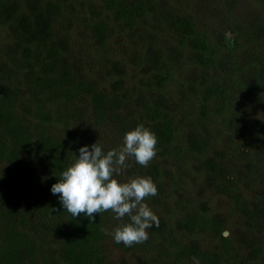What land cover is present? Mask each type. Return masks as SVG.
<instances>
[{
    "label": "trees",
    "instance_id": "1",
    "mask_svg": "<svg viewBox=\"0 0 264 264\" xmlns=\"http://www.w3.org/2000/svg\"><path fill=\"white\" fill-rule=\"evenodd\" d=\"M34 1L37 0H0V22L14 28L10 29L14 37L9 50L15 53L21 49L28 53L31 48L29 60L35 63L46 60L50 68L61 53L65 65L69 66L66 56L70 47L66 49L64 43H58L55 36L39 24L36 14L41 3L33 5ZM255 1L258 3L255 11L263 12L264 0ZM80 2L50 1L48 5L56 18L52 25L64 18L63 15L76 19L77 12L79 21L87 25L102 47L107 41V20L95 16L88 0ZM240 2L104 0L106 14H110V19L121 27L116 30V37L124 31L133 32L135 42L145 48L149 44L153 47L155 42L166 46L160 50L162 69L161 76L154 80L156 88L166 82L169 65L178 68L186 62L199 66L204 72L210 71L213 66L223 63L220 52L224 49L233 53L245 47L243 60L238 61L241 69L255 70L256 77H264V17L240 8ZM56 3L63 6H56ZM24 7L29 14L21 13L20 8ZM238 9L248 12L238 15ZM151 29L155 32L166 30L168 36L160 40L153 38L148 33ZM225 33L233 36L232 47L220 41V36ZM102 54L107 58V48L102 49ZM235 67L227 74L235 76ZM204 78L200 77L196 83L202 115L207 113L208 103L213 104L215 113L225 111L231 102L230 96L224 94V86L219 79L215 81L213 75L204 74ZM47 82L52 89V104L58 111L61 107L65 109L59 115L64 126H68L83 107L101 116L104 94L96 91L83 72L65 69L59 76L48 77ZM263 88L264 83L258 81L255 84V90ZM13 99L11 95L0 97V127L3 132H9L11 139L0 138V264H114L112 256L116 248L130 254L141 250L140 243L120 247L121 244L113 240L110 233L116 222L109 211L96 215L95 222H89L86 216L74 219L63 209L58 196L53 195L50 188L70 160L67 157L70 143L64 138L54 142L43 136L33 140L31 132L19 128L20 116L14 110ZM144 108L143 123L154 126L156 148L169 146L180 133L173 129L171 118L149 101L144 103ZM70 110H73L71 114ZM19 143L27 153H42V160L38 162L44 166L42 171L33 170L37 164L21 155L16 147ZM174 150L179 157L185 158L182 154L188 153L197 159L203 156L205 149L201 143L195 142ZM212 161L201 162L202 168L207 169ZM250 175L258 183L264 182V160L257 163L256 170ZM224 178L226 182L234 183L232 177ZM189 184H193L192 181L186 186ZM219 195L227 201L222 208L213 204V198L204 201L201 207L193 200L185 202V208L174 207L171 213L176 229L157 228L160 240L152 243L157 251L156 257L167 264H264V194L254 197ZM183 227L192 229L202 241L196 245L188 232H182L185 231Z\"/></svg>",
    "mask_w": 264,
    "mask_h": 264
},
{
    "label": "rangeland",
    "instance_id": "2",
    "mask_svg": "<svg viewBox=\"0 0 264 264\" xmlns=\"http://www.w3.org/2000/svg\"><path fill=\"white\" fill-rule=\"evenodd\" d=\"M50 1L53 0L33 2V5L41 3L36 19L55 36L58 43H64L66 49L70 47V53L66 56L69 66L65 65L61 53L50 68L46 60L42 63L29 60L31 48L27 50L28 53L21 49L15 53L11 52L9 48L13 43L14 32L10 29L14 28L0 22V97H14V110L21 121L20 129L31 132L33 140L39 136L48 137L54 142H59L61 138L67 140L70 143L67 149V157L70 159L68 166L73 160V155H79L78 149L83 145L90 148L97 142L107 151L120 146L124 133L138 124H143L153 131L154 126L143 123V105L149 101L168 114L173 129L180 133L169 146L156 148V156L147 167L129 158L124 174L116 178L126 181L129 177L139 175L152 179L158 194L146 198L145 202L158 217L159 226L164 229H176L171 211L177 205L187 207L185 202L198 201L201 207L204 201L213 198V204L216 203L222 208L227 201L219 194H244L247 197L264 194V182L258 183L255 177L250 175L256 170L257 163L264 160V88L255 90V84L258 81L263 84L264 77H256L255 70L247 72V69H241L242 65H239L238 61L243 60L242 50L245 47L233 53L222 50L220 56L223 63L206 72L199 66L186 62L178 68H171L169 65L166 68V82L156 88L154 80L159 77L162 69L160 50L166 49L165 45L155 42L153 47L149 44V47L145 48L135 42L133 32L124 31L116 37L115 32L121 27L110 19V14H106L104 0H88L95 16L99 20H107V41L100 47L87 25L77 18V12L78 20L73 19V16L69 18V15H63L64 18L56 22L55 26L52 25L56 18L54 10L48 5ZM257 4L255 0H241L239 7L250 9V12L264 17L263 8V12L255 11ZM56 6L63 5L56 3ZM248 10L238 9L237 14H246ZM20 11L29 14L26 7L20 8ZM148 33L159 40L168 36L166 30L155 32L151 29ZM232 37L231 34L225 33L220 36V41L232 47ZM104 48H107V58L102 54ZM44 55L45 52L40 56L43 58ZM235 65V76L227 74ZM65 69L83 72L96 91L104 94L101 116L83 107L77 117L69 121L68 126H64L59 115L65 109L61 107L58 111L52 104V89L47 79L59 76ZM204 74L215 76V81L219 79V83L224 86V94L230 96L231 104L229 107L225 106L224 113H215L213 104L208 103L207 113L202 115L203 108L197 99L196 83L200 77L205 79ZM47 100L49 101L46 102ZM72 111L70 110L69 114ZM2 137L11 141L9 132H3L0 127V138ZM195 142L203 145V156L196 157L197 159H193L188 153L182 154L185 158L177 156L174 148L180 150L185 144L191 145ZM16 147L21 151V155L34 161V164L38 165L42 160V153H27L21 143ZM206 160H213V163L204 169L201 162ZM37 165L33 170L44 169L41 164L38 167ZM224 176L232 177L234 183L226 182ZM190 181L193 184L186 186ZM109 212L116 226L119 222L114 218V213ZM158 227L148 229L149 238L140 243L141 250L130 254L124 253L122 248H116L112 256L114 264H167V261L156 257L157 251H154L152 245L155 240H160L156 231ZM184 230L182 232H188V236L190 235L196 245L202 241L192 229L185 227ZM224 234H227V231H224ZM120 244V247L124 246L123 243Z\"/></svg>",
    "mask_w": 264,
    "mask_h": 264
},
{
    "label": "clouds",
    "instance_id": "3",
    "mask_svg": "<svg viewBox=\"0 0 264 264\" xmlns=\"http://www.w3.org/2000/svg\"><path fill=\"white\" fill-rule=\"evenodd\" d=\"M157 137L143 124L124 133L122 144L105 151L94 142L91 147H79L72 162L60 172L50 191L75 219L86 216L95 222V216L106 211L114 213L119 222L110 233L116 243L126 247L148 240V229L159 226V219L145 202L158 190L147 176H133L126 181L122 176L127 161L147 167L156 156ZM127 217V220H125Z\"/></svg>",
    "mask_w": 264,
    "mask_h": 264
}]
</instances>
